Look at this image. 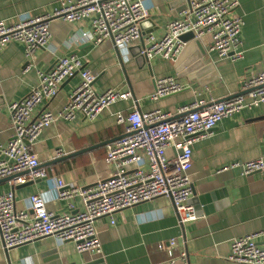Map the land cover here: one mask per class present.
Here are the masks:
<instances>
[{
    "label": "crops",
    "instance_id": "0c3cea01",
    "mask_svg": "<svg viewBox=\"0 0 264 264\" xmlns=\"http://www.w3.org/2000/svg\"><path fill=\"white\" fill-rule=\"evenodd\" d=\"M141 1L150 12L142 28L143 35H162L167 23L177 18L186 6V1L180 4L177 0ZM60 2L0 0V20L18 23L51 14ZM237 2L238 6L230 15H239L244 20L243 58H221L208 49L207 55L202 56L194 47L181 60L185 67L201 61L193 69L192 77L179 74L175 61L159 56L149 61L141 59L139 41L116 47L111 40L100 44L88 40L83 33L92 29L90 18L67 21L54 17L47 45L30 53L20 42L4 46L0 50V143H7L14 133L9 106L35 88L39 73L50 70L59 57L77 55L82 58L84 66L96 75L94 87L98 92L114 88L134 94L132 98L116 101L94 120L83 116L66 120L58 116L45 127L33 149L47 176L14 186L16 208L29 209L30 196L39 194L47 209L55 213L81 209L80 196L70 201L58 198V180H64L66 186L87 187L114 172V165L105 158L107 144L124 134V126L116 122L117 113L137 107L142 112L160 109L178 116L181 107L195 101L208 103L241 92L245 79L264 70V0ZM208 41L209 37L203 39L205 47ZM167 75L177 77L184 89L154 100L155 80ZM79 78L80 74L76 73L65 80L55 97L38 106L36 115L43 110L58 114ZM263 136L264 102L223 118L209 136L194 144L193 164L189 170L193 186L190 198L196 199L195 203L191 202L196 213L194 220L181 222L172 198L159 196L125 209L117 215L115 224H111L108 217L100 218L97 221L102 246L100 255L78 252L73 241L55 235L8 250L0 237V264H68L96 258L103 260L102 264H240L229 259L234 238L260 233L258 243L264 242V173L246 174L236 164L262 154ZM56 150H61L63 155L57 156ZM73 153L75 155L66 157ZM168 154L172 156L174 149L169 148ZM11 189L9 179H0L1 191ZM205 194L209 195V201L202 203L199 197ZM171 238H175L177 244L173 257L166 250ZM160 244L165 247L161 248ZM182 252L186 253L184 259L180 258Z\"/></svg>",
    "mask_w": 264,
    "mask_h": 264
},
{
    "label": "built area",
    "instance_id": "2783aa9c",
    "mask_svg": "<svg viewBox=\"0 0 264 264\" xmlns=\"http://www.w3.org/2000/svg\"><path fill=\"white\" fill-rule=\"evenodd\" d=\"M237 6V0H186L178 17L167 23L162 35L156 36L142 34V23L150 12L141 0H61L51 14L18 23L0 20V50L13 41L22 43L27 53L46 46L54 17L67 21L90 18L92 29L83 33L88 40L95 44L111 40L116 47L139 41L140 54L148 61L157 56L176 61L187 43L180 36L188 31L202 40L209 37L207 49L221 58L238 60L244 56L241 50L244 20L239 15H230ZM76 73L80 74L79 81L59 113L43 110L36 115L38 106L55 97L61 84ZM95 79L96 75L79 56L59 57L50 70L39 73L35 88L9 106L14 133L7 143H0V179H9L12 186L9 191L0 190V237L5 249L55 235L73 241L78 252L100 255L97 221L108 217L115 224L117 215L125 209L159 196L172 198L181 222L194 220L195 209L189 203L193 193L189 170L194 144L209 136L223 118L264 102V70H261L242 82L241 91L248 90L247 93L208 103L195 101L181 107L178 116L160 109L142 112L137 107L119 112L116 122L124 126V134L107 144L105 158L114 165V172L87 187L66 186L64 180H58V198L70 201L80 196L81 209L55 213L47 209L39 194L30 196L29 209H17L14 186L47 176L33 149L45 127L58 116L66 120L80 116L94 120L116 101L134 95L130 90L114 88L98 92ZM183 89V83L174 75L163 76L155 80L152 98L156 100ZM169 148L174 149L172 156L168 154ZM55 154L63 155L61 150ZM236 165L246 174L264 173V148L258 158ZM70 206L74 207L71 203ZM259 235L234 238L229 259L240 264H264V242L258 243ZM176 246V239L171 238L166 246L171 257ZM185 256V252L180 254L182 259Z\"/></svg>",
    "mask_w": 264,
    "mask_h": 264
},
{
    "label": "water",
    "instance_id": "95a60500",
    "mask_svg": "<svg viewBox=\"0 0 264 264\" xmlns=\"http://www.w3.org/2000/svg\"><path fill=\"white\" fill-rule=\"evenodd\" d=\"M178 2V4H180V3H184V1H186V0H177ZM146 23V20L142 23V28H143V26H144V24ZM180 39L182 40V41H184V42H187L186 43V45H185V47H184V49H183V51L181 52V54L179 55V57L176 59V65H177V68H178V73L179 74H182V73H184V74H187L189 77H192L194 74L192 73L193 72V69L195 68V67H197V66H199L200 65V63L199 62H201V61H199L198 62V64H195V65H193V66H191V67H189V65L187 66V67H185L186 65H184V66H182V64H181V60L184 58V57H186V55H188L189 53H190V51L194 48V47H197L198 48V50H199V52H200V54L202 55V56H206L207 55V47H205L204 45V43H203V40L202 39H199V38H196L195 37V34L192 32V31H188V32H186V33H184V34H182L181 36H180ZM138 55L140 56V58L142 59V58H144L141 54H140V46L138 47ZM185 67V68H184ZM209 68H212V65H209L208 66ZM184 69V70H183ZM181 71H183V72H181ZM216 75V73H214L213 74V76H215ZM247 91L248 90H246V91H241V92H239V93H237V94H233L232 96H230V97H228V98H231V97H234V96H236V95H238V94H245V93H247ZM228 98H224V99H222V100H226V99H228ZM121 137V136H120ZM112 141V140H111ZM28 143V142H27ZM104 143H106V142H102L101 144H104ZM96 146H98V144L97 145H95V146H92V147H89V148H85L84 150H81V151H86V150H89V149H91V148H93V147H96ZM79 152V151H78ZM78 152H75V153H78ZM75 153H73V154H68V156H66V157H69V156H73V155H75ZM28 183V182H27ZM199 200L200 201H202V203H205V202H208L209 201V195H207V194H205V195H202V196H200L199 197ZM195 201H196V199L194 198V196L192 197V198H190V200H189V203H195ZM102 262H103V260H101L100 258H96V259H94V260H91V261H89V262H77V261H73V262H70V263H68V264H102Z\"/></svg>",
    "mask_w": 264,
    "mask_h": 264
}]
</instances>
